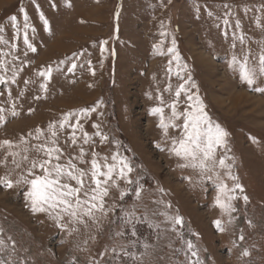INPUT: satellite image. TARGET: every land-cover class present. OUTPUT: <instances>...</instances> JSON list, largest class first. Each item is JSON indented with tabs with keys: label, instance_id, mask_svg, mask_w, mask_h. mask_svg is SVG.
I'll list each match as a JSON object with an SVG mask.
<instances>
[{
	"label": "rangeland",
	"instance_id": "rangeland-1",
	"mask_svg": "<svg viewBox=\"0 0 264 264\" xmlns=\"http://www.w3.org/2000/svg\"><path fill=\"white\" fill-rule=\"evenodd\" d=\"M25 13L35 52L24 45L22 32L14 39L11 18L16 17L23 29ZM224 19L230 21L227 36ZM258 20L264 23V0H0L4 29L0 35L18 46L0 44V51L13 52L19 57L15 63L23 67L16 84L0 85L4 92L0 107L6 116L0 142L38 143L37 128L46 131L50 122L67 112L95 108L81 120L85 131L93 135V125L100 124L113 141L100 144L94 137L95 151H114L118 141L121 153L138 165L133 175L143 185L139 199L129 192L122 201L113 191L107 204L115 203L117 210L107 217L97 213V221H89L87 227L70 224L65 217L61 223L78 228L70 233L48 214H33L26 186L0 184V238L7 246L0 258L8 264H186L183 241L191 240L203 264H264V91L253 90L264 88V78L250 86L240 79L238 69L229 66L233 53L241 57L242 49H250V59L257 61L264 49V27L258 26ZM162 31L168 35L162 37ZM233 33L245 37L243 45L236 41L235 49ZM173 39L179 60L167 52ZM162 40L163 55L154 47ZM72 63L77 68L69 71ZM58 64L61 70L50 79L36 75ZM42 83L47 91L41 89ZM181 84L188 94L200 97L213 123L229 133L218 154L230 157L228 163L243 187V193L237 189L231 223L215 206L214 185L201 184L195 170L178 167L183 161L161 150L167 143L160 118L151 109L161 106V97L171 104ZM185 101L182 92L180 110ZM12 103L15 117L10 115ZM166 105L165 113L170 114ZM70 132L62 133L61 143L75 154L77 149L63 145ZM169 135L179 132L170 129ZM5 155L0 151V159ZM13 168L10 161L7 166L0 164V179L8 175L15 182L23 168ZM120 187L132 186L121 183ZM119 206L125 212L134 209L135 237L124 227ZM165 212L181 216L183 226L173 231L166 216L159 214ZM217 219L225 231L217 229ZM121 230L125 235L116 236Z\"/></svg>",
	"mask_w": 264,
	"mask_h": 264
},
{
	"label": "snow or ice",
	"instance_id": "snow-or-ice-1",
	"mask_svg": "<svg viewBox=\"0 0 264 264\" xmlns=\"http://www.w3.org/2000/svg\"><path fill=\"white\" fill-rule=\"evenodd\" d=\"M71 6L70 3L68 5ZM225 7H229L225 5ZM226 16L230 13H226ZM45 25L48 24L43 13L40 15ZM16 17L11 20L15 27L14 39H19L21 32L23 34V43L26 48L32 52L36 51V47L29 39L27 29L30 27L29 17L25 13L23 29L16 23ZM225 35L227 36V27L230 24L229 19H224ZM238 24V22H237ZM258 26L264 27V23L257 21ZM161 24V28H163ZM34 30V29H33ZM4 31L0 28V33ZM166 32H161L162 37H166ZM236 41L241 45L244 44L245 37L243 35L236 36L233 33L232 48H236ZM106 43V42H105ZM0 44L10 46L16 49V44L10 42L0 35ZM163 40L160 44L155 45V50L163 55ZM243 55L238 57L235 53L232 55L230 68L239 71L240 79L248 85H255L258 79L264 78V49L258 54L257 61L250 59L251 51L243 50ZM167 52L173 53L175 58L179 60V54L176 51V42L173 39L172 47ZM27 56V51L24 52ZM8 57H11L9 59ZM19 57L11 51H0V85L6 88L10 84H16L17 78L23 71L22 65H17L15 61ZM61 61L60 64H63ZM77 68L76 63L71 64L69 71ZM60 65L56 68L48 67L39 71L36 75L44 77L46 80L52 77L54 71H60ZM9 73H11L9 75ZM179 75V72L177 73ZM30 82V81H27ZM26 82V83H27ZM43 91H47V84L40 85ZM255 91H264V88L254 87ZM168 91H171L169 87ZM186 96V106L183 110L178 107L181 93ZM23 95V92L20 93ZM4 96V92L0 91V97ZM11 89L8 88V100L11 101ZM39 99V97H36ZM160 105L151 109L153 115L160 118L159 127L163 130V139L167 143V150L171 155L183 161L178 164L181 168H192L200 177V183L211 182L214 185L216 196L215 206H218L223 214L229 216L228 223L232 222V213L236 211L234 201L239 197L236 195L237 189L243 193V187L238 182V177L232 172V165L228 163L230 157L226 154H218V149L226 147L227 137L229 133L219 124H214L211 117L205 111V105L198 95L188 94V89L183 84L175 91V98L171 104H167L161 97ZM165 105L170 109V114L165 113ZM16 104L12 103L10 115L15 117ZM95 108L80 109L78 111H70L56 122H50L47 130L37 128L35 130V140L38 143L31 144L30 141L22 139L20 142L14 143L9 140L0 142V151L6 155L0 159V164L7 166L9 161L14 166L13 170L23 168V172L19 175L15 182L8 175L0 179V184L6 188H13L23 184L26 186V198L33 214L45 213L58 222L59 227L68 229L69 232L78 231V228H68V224L61 223L67 217L68 222L73 225L88 226L89 221H97V213L107 217L109 213L117 210L118 205L113 203L108 205L107 201L111 198L113 191L119 192V199L124 200L129 192H132L137 199L140 197V190L143 185L140 184V177L134 173L138 167L127 155L120 151L119 142L115 143V150L107 154H101L95 151V139L99 137L100 144H110L108 134L104 133L100 124H94L96 129L93 135L85 131L82 119H87ZM73 120L75 122L73 123ZM6 122L5 109L0 107V126ZM66 129H71L70 135L63 140V145L74 147L77 149L75 154L66 151L61 143V135ZM170 129H176L179 135L170 136ZM78 133L80 135H78ZM29 133V136H32ZM23 145V147H21ZM85 145L88 148H85ZM160 147V144H157ZM191 182V177H186ZM234 183L230 186L227 181ZM121 183L132 186L131 188H121ZM247 201L248 197L243 196ZM120 210L124 212V227L130 229L131 235H137L135 230L136 215L134 209L124 211L122 206ZM171 207V205H167ZM166 216L170 222L173 231H177L176 226L181 227L184 224L183 218L179 215L169 216L167 213H159ZM217 229L221 232L225 231V226L221 220L215 222ZM2 232V229H0ZM125 231H117L116 236L123 237ZM10 239V238H9ZM183 240V236L181 235ZM243 239V236L240 237ZM185 246L184 255L186 264H203L200 259L197 246L191 240L183 241ZM147 247V245H145ZM7 246L5 241L0 238V251ZM244 255H248L247 252ZM195 258V259H193ZM0 264H8L5 259L0 258Z\"/></svg>",
	"mask_w": 264,
	"mask_h": 264
}]
</instances>
